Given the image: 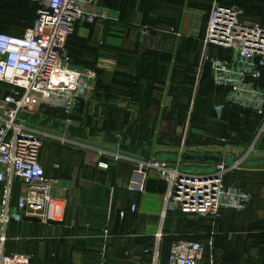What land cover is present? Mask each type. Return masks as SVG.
<instances>
[{"label": "crops", "instance_id": "crops-1", "mask_svg": "<svg viewBox=\"0 0 264 264\" xmlns=\"http://www.w3.org/2000/svg\"><path fill=\"white\" fill-rule=\"evenodd\" d=\"M97 2L117 11L119 20L79 22L67 42L73 63L85 65L99 76L97 103L78 106L73 123L66 127L70 143L47 137L40 155L47 177L57 182L51 196L62 208L60 221L47 227L62 224L77 235L75 239L50 234L49 240L90 246L76 249L57 245L56 253L94 259L95 264L98 260L100 264H149L139 251L153 245L168 186L152 175L144 192L131 189L132 180L140 183L136 165L125 159L116 161L114 154L132 160L154 158L180 172L199 175L213 173L218 164L194 158L210 156L231 168L229 174L237 170L255 178L253 184L244 185L247 190L240 187L253 198L247 211L224 212L213 223L205 219L207 238H212L213 264H264V159L250 155L234 168L254 143L252 133L259 120L253 112L228 106L225 90L211 82L209 67H199L213 0ZM219 3L238 7L243 23L264 29V0ZM20 16L15 1L0 0V33L10 35L14 24L22 27ZM142 28L149 29L151 36L145 38ZM170 28L180 37L167 33ZM208 51L219 56L223 53L212 46ZM5 91L0 85V97ZM39 117L41 122H50L52 132L63 126L64 115L57 110H46ZM256 145L253 150L264 153V139ZM99 161L107 163L109 169H99ZM226 183L234 185L229 178ZM24 190L23 184L14 180L13 201ZM133 204L136 213L130 212ZM121 211L127 212L123 221ZM31 222L39 225L36 219L24 218L8 226V234L14 236L6 243L7 253L21 252L18 246ZM169 243L162 244V256L167 254ZM132 248L137 251L135 260L127 256ZM205 264H209L208 257Z\"/></svg>", "mask_w": 264, "mask_h": 264}, {"label": "built area", "instance_id": "built-area-1", "mask_svg": "<svg viewBox=\"0 0 264 264\" xmlns=\"http://www.w3.org/2000/svg\"><path fill=\"white\" fill-rule=\"evenodd\" d=\"M20 1V0H13ZM37 5L36 16L22 35L0 33V85L6 90L0 97V264H33L31 257L22 252H6L7 228L21 223L24 218L36 219L41 226L59 222L62 208L51 196L54 183L40 163L44 140L52 137L62 144L70 143L66 127L73 123L81 102L96 104L98 75L83 65L73 63L67 42L79 22L92 24L97 20L117 22L119 13L98 4L97 0H23ZM242 12L235 7L223 6L213 0L209 12L200 69L208 66L213 84L228 91L226 102L263 117L258 137L264 132V29L257 24L241 22ZM180 37L174 28L166 31ZM148 38L151 31L142 28ZM222 50V55L210 54L209 47ZM199 69V72H200ZM46 110H57L64 115L63 126L57 133L52 125L41 128L18 119L22 111L43 115ZM58 134V135H57ZM226 143L225 139L220 140ZM255 142L234 165L239 167L253 152ZM114 159L135 163V176L129 187L144 192L146 180L155 175L168 186L161 214V225L153 237V245L139 251L149 264H204L206 249L200 241L172 240L168 252L162 256L163 230L166 210L176 205L189 219L219 220L224 212L243 213L253 202L252 195L235 185L226 183L231 168L220 163L213 173L188 174L166 162L132 160L114 154ZM102 170L109 169L105 162H97ZM58 166L55 165L54 169ZM14 180L25 190L13 201ZM131 213L137 206L130 207ZM126 211L119 217L123 221ZM136 250L127 253L136 259ZM132 259V260H133ZM209 264H213L210 257Z\"/></svg>", "mask_w": 264, "mask_h": 264}, {"label": "rangeland", "instance_id": "rangeland-1", "mask_svg": "<svg viewBox=\"0 0 264 264\" xmlns=\"http://www.w3.org/2000/svg\"><path fill=\"white\" fill-rule=\"evenodd\" d=\"M16 5L21 8V18L20 23L23 24L22 27L19 26V24H14L12 26V33L10 35H20L27 27L30 25L31 21L33 20L36 12V6L32 3L27 2H16ZM105 7V6H103ZM19 23V22H15ZM39 116V113L37 112H30V111H22L18 119L21 120H28L29 125L37 127L40 123H42V127L48 126L50 122H41V119ZM258 118V117H257ZM259 120V122H258ZM258 120H254L255 123L258 124V127H256V131L254 130V134L252 133V138L255 144H259L264 139V132L261 133V135L258 137L259 129L261 128L262 120L258 118ZM261 122V123H260ZM48 124V125H47ZM44 126V127H43ZM57 126V125H56ZM64 127L60 124L59 128ZM65 128V127H64ZM66 131V130H65ZM256 133V134H255ZM254 136V137H253ZM256 145V146H257ZM256 148V147H255ZM255 150H253V153H249L248 156L252 155L251 157H258L261 159H264V153H261L259 151H255L256 154L254 155ZM42 153V152H41ZM261 153L260 156L258 154ZM122 156V155H121ZM128 157V156H124ZM233 171V170H232ZM231 174H227V178H229V181L233 183L237 187H241L242 189H246L244 185H250L253 184L255 181V178L245 176V173H241V171L234 170L233 172H230ZM158 178V177H157ZM226 178V179H227ZM253 203V202H252ZM252 206V205H251ZM172 207V208H171ZM170 208L171 213L166 216L165 224H164V230H163V243L168 245L167 243L171 242L172 240H184V239H190V240H196L204 243L205 245L212 243V238H207L206 234V221L205 219H194L189 220L185 217V215L181 214L180 209L176 205H172ZM218 221V220H217ZM29 229H26L24 232V238L22 239L21 243H19L18 250L22 253L28 254L33 264H80L82 261L85 264H95L97 260L94 259H80V258H72L67 257V255H63L62 253H56L55 247L57 245H62L65 247L70 248H87V246H90V244H81V243H52L49 238L50 234L53 236H60L62 237H75L77 239V235L73 234L74 231H72V228H69L68 226H64L62 224L54 225L52 227L47 226H41L37 225L35 223H32L27 225ZM19 233V232H16ZM13 234H8L7 232V241L12 242L13 240ZM211 240V241H210ZM84 245V246H83ZM83 246V247H81ZM208 246V245H207ZM208 257V263L209 259L211 257V252L209 250V247L206 249L205 253V262L207 261ZM213 260V259H212ZM99 264L101 261H99ZM140 262V261H139ZM204 262V264H205Z\"/></svg>", "mask_w": 264, "mask_h": 264}, {"label": "trees", "instance_id": "trees-1", "mask_svg": "<svg viewBox=\"0 0 264 264\" xmlns=\"http://www.w3.org/2000/svg\"><path fill=\"white\" fill-rule=\"evenodd\" d=\"M219 1V0H218ZM16 2H27V3H31V2H29V1H23V0H20V1H15V3ZM33 4V3H32ZM221 5H223V4H221ZM17 6V5H16ZM34 6H36V11H37V5L36 4H34ZM223 6H227V7H232L231 5H223ZM18 7V6H17ZM236 8H238V7H236ZM239 9V8H238ZM20 10H21V8H20ZM35 16H36V12H35ZM35 16H34V18H35ZM34 18H33V20H34ZM32 20V21H33ZM240 20H241V22H243L242 21V17L240 18ZM32 21H31V23H32ZM31 23H30V25H31ZM23 25V24H22ZM30 25H28V27L30 26ZM27 27V28H28ZM76 64V63H75ZM77 65H79V64H77ZM83 66H85V65H83ZM210 79H211V77H210ZM264 81V80H263ZM211 82H212V80H211ZM213 83V82H212ZM262 84L264 85V83L262 82ZM218 88V87H217ZM97 89H98V91H100L101 90V86H100V79H99V76H98V83H97ZM219 89H223V90H225V92H226V96H227V93H228V91L226 90V89H224V88H219ZM100 94V93H99ZM98 94V95H99ZM81 103H84V102H81ZM80 103V104H81ZM79 104V105H80ZM226 104L228 105V106H230V107H235V106H231V105H229L227 102H226ZM235 108H238V107H235ZM240 109V108H239ZM240 110H242V109H240ZM245 111V110H244ZM246 112H251V111H246ZM255 114V113H254ZM256 115V114H255ZM257 116V115H256ZM260 120H263V117H261V116H257ZM261 123V122H260ZM227 178V177H226ZM201 220V219H200ZM203 220V219H202Z\"/></svg>", "mask_w": 264, "mask_h": 264}, {"label": "water", "instance_id": "water-1", "mask_svg": "<svg viewBox=\"0 0 264 264\" xmlns=\"http://www.w3.org/2000/svg\"><path fill=\"white\" fill-rule=\"evenodd\" d=\"M194 159L202 160V161H213V162H215L217 164H220L219 160H217L214 157H210V156H200V157H196ZM157 161H159V160H157ZM258 164H261V163H258ZM263 165H264V163H263Z\"/></svg>", "mask_w": 264, "mask_h": 264}]
</instances>
